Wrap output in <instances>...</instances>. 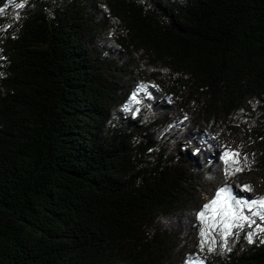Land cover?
Returning <instances> with one entry per match:
<instances>
[{"label":"trees","instance_id":"1","mask_svg":"<svg viewBox=\"0 0 264 264\" xmlns=\"http://www.w3.org/2000/svg\"><path fill=\"white\" fill-rule=\"evenodd\" d=\"M262 199L264 0H0V264H264Z\"/></svg>","mask_w":264,"mask_h":264},{"label":"snow or ice","instance_id":"2","mask_svg":"<svg viewBox=\"0 0 264 264\" xmlns=\"http://www.w3.org/2000/svg\"><path fill=\"white\" fill-rule=\"evenodd\" d=\"M21 7L23 5H20ZM227 155V153L225 154ZM245 189L248 188L247 185L244 186ZM226 193V189L221 188L216 193V199H213L210 204L204 205V209L207 211H211L213 213V216L210 218H215L217 216L221 217V224L223 225L224 229H230L233 226H238L236 224L237 221L244 219L243 217H239L232 213L231 211H226L225 209V197L224 194ZM259 203L261 207H264V199L260 201H252V204ZM199 218L203 221H205V211H201L198 213ZM227 234V231L225 232ZM205 235L203 229L201 230V236L203 237ZM249 243H251V237H247ZM212 249L210 248L209 251Z\"/></svg>","mask_w":264,"mask_h":264},{"label":"rangeland","instance_id":"3","mask_svg":"<svg viewBox=\"0 0 264 264\" xmlns=\"http://www.w3.org/2000/svg\"><path fill=\"white\" fill-rule=\"evenodd\" d=\"M250 143L251 142H248L247 140V136H245L242 131H239L238 134H231L228 137L226 136L221 145V151L225 152V150L238 149L242 155L249 156L251 148L253 147ZM238 145H241V147L239 148ZM248 177H251V174L248 175L247 178ZM254 182L256 184L260 183V178L256 174H254ZM239 196L241 197L242 195L239 193ZM211 215L213 216L212 212ZM207 261L212 262L213 260L208 259ZM212 264H215V262H212Z\"/></svg>","mask_w":264,"mask_h":264}]
</instances>
